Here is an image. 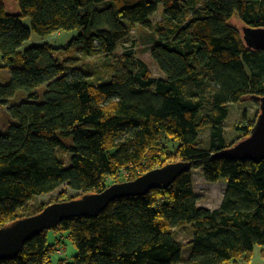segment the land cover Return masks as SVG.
Returning <instances> with one entry per match:
<instances>
[{
	"label": "trees",
	"instance_id": "trees-1",
	"mask_svg": "<svg viewBox=\"0 0 264 264\" xmlns=\"http://www.w3.org/2000/svg\"><path fill=\"white\" fill-rule=\"evenodd\" d=\"M7 1L0 0V68L11 72V81L0 83V105L20 91L29 98L11 106L15 122L0 133V228L51 203L190 162L192 170L169 187L57 226L78 249L73 264H227L249 261L256 246L264 256V159L215 157L249 137L260 114L264 50L248 46L233 21L264 29V0H16L17 12ZM160 6L164 19L152 26L159 38L149 49L158 78L133 48L125 47L110 78L98 83L75 73L81 58L62 60V48L45 43L22 50L33 34L77 32L67 48L109 56L136 26L149 29ZM247 97L258 106L255 119L228 142L229 105ZM195 169L207 182L228 181L218 208L200 207ZM64 185L79 194L33 203ZM47 232L0 264H54L59 242L50 243ZM186 246L192 251L184 258Z\"/></svg>",
	"mask_w": 264,
	"mask_h": 264
},
{
	"label": "rangeland",
	"instance_id": "rangeland-1",
	"mask_svg": "<svg viewBox=\"0 0 264 264\" xmlns=\"http://www.w3.org/2000/svg\"><path fill=\"white\" fill-rule=\"evenodd\" d=\"M105 3L99 4L98 7H103ZM7 8L9 11H19V7L16 0H8ZM164 16V7L160 6L158 12L153 16L150 21V27L143 28L141 26H136L132 32L130 38L124 43L123 47L120 45L118 50L109 56H95V55H87L86 53L79 52L80 49L78 47L67 48L68 43L77 35V32H65L58 33L52 35L50 37H40L36 34H33L31 39L24 43L22 50H25L29 47L35 45H43L45 43H49L56 48H62L59 50V57L62 60H76L78 56L81 60L76 62V69H74L75 73H86L88 74V78L90 80L98 83L106 81L110 78L113 73V67L110 66L112 64L117 63V57L122 55L125 47L133 48L136 56L140 59H143L147 62L154 77H161L162 74L158 69L157 64L151 58L149 49L153 46V44L159 38L158 33L155 36V32L151 29L152 26H156L163 21ZM24 23L29 26L30 21L24 20ZM234 25L238 27L241 31L244 30L243 24L238 20L233 21ZM157 32V28L155 29ZM67 48V49H65ZM3 64L2 56L0 54V65ZM11 81V72L7 69L0 68V83L8 84ZM46 86L42 87L45 89ZM25 98H29V94L24 91H20L17 93L14 100L8 105H0V133H5L8 131L9 127L12 123L15 122L14 118L11 115L10 108L11 106L19 102ZM257 104L251 98L247 97L244 101L233 103L229 105V116L225 122V134L228 142H232L237 139L241 135V131L238 130L239 126L247 125L248 121L255 119L257 113ZM209 132V131H208ZM202 138L206 140L207 135L202 134ZM210 138L207 140L206 146H209ZM170 147L173 150L174 145H177L176 142L171 141ZM70 162H67L69 165ZM195 176V190L198 194L200 207L205 208H217L221 205V202L224 198L225 188L228 184V181L221 180L216 183L207 182L204 176L201 173V170H193L192 171ZM202 176V177H201ZM66 192L68 197H76L79 193L71 190L67 185L62 186L57 191L51 194H44L38 196L34 199V204H48L52 201H57L59 199L61 193ZM29 210H26V212ZM190 227H185L184 229ZM182 232V230L180 231ZM48 240L50 243L59 242L58 248L59 251L56 252L53 256V263L57 264L59 260L65 259L68 263L73 264L75 262V258L78 255V249L74 245V243L69 239L68 233L64 231H54L50 230L47 232ZM180 235V233L178 234ZM189 236L185 233L181 234L182 241L186 242ZM190 237L193 238V232ZM177 238V239H180ZM191 248L186 246L183 252L184 258L191 254ZM227 264H264V256L262 253V247L256 246L254 254L249 261L239 260L238 262H230Z\"/></svg>",
	"mask_w": 264,
	"mask_h": 264
},
{
	"label": "water",
	"instance_id": "water-1",
	"mask_svg": "<svg viewBox=\"0 0 264 264\" xmlns=\"http://www.w3.org/2000/svg\"><path fill=\"white\" fill-rule=\"evenodd\" d=\"M248 46L264 50V29L244 28ZM238 161L264 159V97L260 100V114L251 135L234 146L215 155ZM192 170L190 162L169 163L152 170L135 180L113 184L102 192L86 194L64 202H54L40 213L21 218L0 228V261L15 259L33 237L54 230L64 221L73 218H95L118 200L148 194L151 190L171 186L175 180Z\"/></svg>",
	"mask_w": 264,
	"mask_h": 264
},
{
	"label": "crops",
	"instance_id": "crops-1",
	"mask_svg": "<svg viewBox=\"0 0 264 264\" xmlns=\"http://www.w3.org/2000/svg\"><path fill=\"white\" fill-rule=\"evenodd\" d=\"M201 177H202V176H201ZM193 181H194V189H195V186H196L195 183H196V182H195V176H194V174H193ZM226 188H227V186H226ZM226 188H225V190H226ZM225 190H224V191H225ZM195 192H196V190H195ZM196 194H197V192H196ZM197 195H198V194H197ZM217 208H218V207H217Z\"/></svg>",
	"mask_w": 264,
	"mask_h": 264
}]
</instances>
